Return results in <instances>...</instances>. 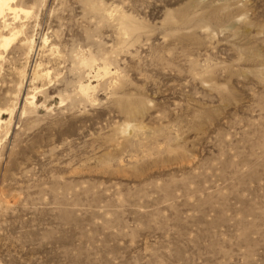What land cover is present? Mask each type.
Here are the masks:
<instances>
[{"label": "rangeland", "instance_id": "374dc122", "mask_svg": "<svg viewBox=\"0 0 264 264\" xmlns=\"http://www.w3.org/2000/svg\"><path fill=\"white\" fill-rule=\"evenodd\" d=\"M17 1L0 264H264V0Z\"/></svg>", "mask_w": 264, "mask_h": 264}, {"label": "bare ground", "instance_id": "6f19581e", "mask_svg": "<svg viewBox=\"0 0 264 264\" xmlns=\"http://www.w3.org/2000/svg\"><path fill=\"white\" fill-rule=\"evenodd\" d=\"M7 14H11L13 19L16 20L21 17L28 18L31 15V11L20 6L17 0H0V18L3 19ZM4 28L7 33L3 34L2 33L3 31L0 32V49L6 51L8 47L10 46V44L15 39H17L19 35H21L22 26L17 28L14 26L7 25ZM0 58H1V54H0ZM89 89H90L89 86H85L81 88L83 92H87ZM34 99H35V96H31L27 99V101L30 102V104H33ZM1 114L3 113L0 110V124H1Z\"/></svg>", "mask_w": 264, "mask_h": 264}]
</instances>
